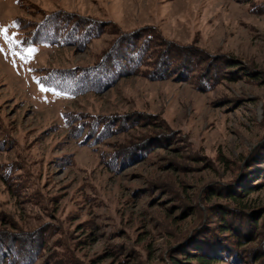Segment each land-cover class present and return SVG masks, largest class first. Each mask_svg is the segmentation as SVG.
<instances>
[{
	"label": "rangeland",
	"instance_id": "1",
	"mask_svg": "<svg viewBox=\"0 0 264 264\" xmlns=\"http://www.w3.org/2000/svg\"><path fill=\"white\" fill-rule=\"evenodd\" d=\"M56 14L106 30L82 49L21 46ZM0 27L15 40L0 37V264H195L187 254L234 238L237 261L216 264H264V0H0ZM111 29L148 30L153 51L178 43L182 72L40 90L50 69L95 67ZM213 190L238 193L247 213L225 224L219 200L201 219Z\"/></svg>",
	"mask_w": 264,
	"mask_h": 264
},
{
	"label": "trees",
	"instance_id": "2",
	"mask_svg": "<svg viewBox=\"0 0 264 264\" xmlns=\"http://www.w3.org/2000/svg\"><path fill=\"white\" fill-rule=\"evenodd\" d=\"M73 17L74 16H72V18H68L56 14L49 16L45 22L39 24L30 23L26 26V29L30 30L29 33L21 34V46H54L58 44V42L62 39H75L78 40V42L76 41L75 43H77L78 45L81 44L79 47L80 49H82L85 47V44H83V39L91 40L95 33L104 32L106 30L105 25H102L99 21H95L90 18H84L81 19V21L74 22V20H76V17H74V19ZM15 26L19 29V31L25 30V28L23 30L21 21L19 19L15 20ZM111 30L115 33L117 38L111 44L107 52L103 53L99 57L100 59L98 60L95 67L75 69L74 71L50 69L51 72H49L50 74L47 79L44 80V78L40 77V81L43 86L45 88L55 89L61 93L72 95L78 93V90H84V80H87V83H93L92 85H96L95 88L99 90L97 86L104 82V80L113 82L115 79H117V77L119 78L121 75L127 76L135 73H141L149 79H159L166 78L168 74L171 73L177 75L178 73L182 72L180 71V69H178L179 67H176L175 64L172 63V61L175 60V58L172 57L174 55L173 51L178 49L180 46L178 45V43L163 39L162 37L163 41L160 40L161 43H157V45H155L156 48L153 51V47L149 43L152 39V36L149 34L148 30L143 31V33H141L137 40L134 39L140 34V32L136 34V32H123L120 29ZM149 36H151V38ZM72 41L74 42V40H71L69 43H71ZM125 52H127L128 54L127 58H125ZM168 55L171 59V62L169 61L167 63L166 56ZM116 57L122 58L120 62L116 59ZM123 59L126 60L123 61ZM180 60L181 59L179 58L178 61ZM47 71H42V73ZM74 73H83V76H78ZM69 77H71V80L77 79V85L73 88L74 90H71V88L69 90V87L65 86L68 81H70L68 80ZM262 132L263 135L262 137H260V140L264 138V117ZM262 154L264 156V153ZM259 169L263 171L258 172V175H262L263 177L264 165L258 168V170ZM252 184L253 183L250 182L251 186L254 185ZM246 189V186L237 188V191L246 192L241 194V197H244L249 193ZM238 195V193L224 191L221 193L214 190L208 192L205 196L201 197L202 202L200 206H197V215L202 219L208 216L209 213L215 208H219L220 206H222L220 207L218 213L221 215L219 221H223L226 224V214H229L230 211H232V213L236 215L247 213L243 211L246 208L241 204L242 201ZM219 200H223L225 202V205H220L217 207V203L215 202H218ZM201 206H203L204 208L202 209ZM260 219L262 220V223L264 225V215ZM256 224L257 223H254L255 226ZM219 232H222L223 234L230 233V231L224 226L219 227ZM233 241H236L235 244H239V238L237 240L234 238ZM233 244L234 243H232L231 241L229 247L226 245L230 249H224L226 248V246L222 244L214 245L212 248H208L209 250H206L204 256L193 255L191 256V258L190 255L187 254V258L185 259L195 264H216L222 260H225L227 263H234L237 261V258H239V255L238 250H235L232 246ZM261 258L259 259L261 260ZM171 260L172 264L180 263L179 259L177 258Z\"/></svg>",
	"mask_w": 264,
	"mask_h": 264
},
{
	"label": "snow or ice",
	"instance_id": "3",
	"mask_svg": "<svg viewBox=\"0 0 264 264\" xmlns=\"http://www.w3.org/2000/svg\"><path fill=\"white\" fill-rule=\"evenodd\" d=\"M0 37H2L4 39V42L7 43H15V40L13 39V37L9 36L8 34V29L4 28V27H0ZM0 51H2V49H0ZM28 56L30 57L32 52L34 51V49L32 48H28L26 49ZM16 55H20L21 59H24V56H22L20 53H16ZM40 90L41 91H54L53 89H48L45 88L42 84L40 85ZM56 95H59V93H55Z\"/></svg>",
	"mask_w": 264,
	"mask_h": 264
}]
</instances>
